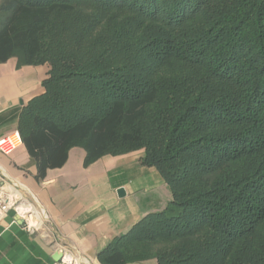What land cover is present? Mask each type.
<instances>
[{"label":"trees","instance_id":"1","mask_svg":"<svg viewBox=\"0 0 264 264\" xmlns=\"http://www.w3.org/2000/svg\"><path fill=\"white\" fill-rule=\"evenodd\" d=\"M46 63L16 130L36 178L141 150L171 191L100 264H264V0H0V63Z\"/></svg>","mask_w":264,"mask_h":264},{"label":"crops","instance_id":"2","mask_svg":"<svg viewBox=\"0 0 264 264\" xmlns=\"http://www.w3.org/2000/svg\"><path fill=\"white\" fill-rule=\"evenodd\" d=\"M46 63H0V137L16 130L19 107L44 91ZM141 150L106 154L88 165L72 147L64 164L36 178V165L21 145L0 153V179L19 188L44 215L41 231L27 232L12 210L0 221V264H52L57 246L100 264L97 253L150 212L161 211L171 191L159 172L140 163ZM122 189V194L118 193ZM128 264H156L147 259Z\"/></svg>","mask_w":264,"mask_h":264},{"label":"built area","instance_id":"3","mask_svg":"<svg viewBox=\"0 0 264 264\" xmlns=\"http://www.w3.org/2000/svg\"><path fill=\"white\" fill-rule=\"evenodd\" d=\"M17 131L0 137V153L8 155L21 145ZM12 210L18 218L22 228L27 232L41 231L44 227V215L17 187L0 179V221L8 211ZM55 251L60 252L58 261L52 264H88V261L69 249L57 246Z\"/></svg>","mask_w":264,"mask_h":264},{"label":"water","instance_id":"4","mask_svg":"<svg viewBox=\"0 0 264 264\" xmlns=\"http://www.w3.org/2000/svg\"><path fill=\"white\" fill-rule=\"evenodd\" d=\"M122 189L120 188L119 190H118V193L119 194H122ZM60 256H61V253L59 252V253H57L54 257H53V260L54 261H58L59 259H60Z\"/></svg>","mask_w":264,"mask_h":264},{"label":"rangeland","instance_id":"5","mask_svg":"<svg viewBox=\"0 0 264 264\" xmlns=\"http://www.w3.org/2000/svg\"><path fill=\"white\" fill-rule=\"evenodd\" d=\"M170 201V200H169ZM168 203V202H167ZM167 205V204H166ZM156 212H158V211H156Z\"/></svg>","mask_w":264,"mask_h":264}]
</instances>
